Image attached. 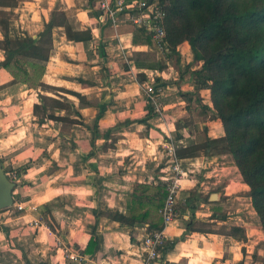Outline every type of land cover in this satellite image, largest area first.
<instances>
[{
    "label": "crops",
    "instance_id": "0c3cea01",
    "mask_svg": "<svg viewBox=\"0 0 264 264\" xmlns=\"http://www.w3.org/2000/svg\"><path fill=\"white\" fill-rule=\"evenodd\" d=\"M18 1L14 9L15 23L33 36L43 31L56 7L74 17L80 28L92 29L93 39L87 44L68 40L63 31L56 30L55 46L42 79L48 85L80 92L93 104L81 106L77 96L59 91L74 101L82 118L71 117L83 124L75 123L67 129L69 144L65 147L55 146L52 140L48 142L46 149L51 157H55L49 158L50 162L54 161L52 168L42 173V169L37 170L34 174L37 176H33L32 168H28L20 175L21 180L13 190V205L17 207L21 202L25 207L7 217L3 223L9 230L1 229L0 236L11 241V236L18 234L22 244L16 246L11 242L14 250L22 253L24 264H140L144 252L142 237L151 224L161 221L159 208L149 205L147 222L134 228L106 215H100L96 220L94 210L109 207L128 213L133 198L143 194L144 188L136 184L148 185L146 194H151L159 182L166 183L163 176L169 167V145L188 146L203 142L207 137L224 135L220 120L205 119L201 115L197 99L211 106L212 102L209 89L195 91L191 73L187 71V66L193 62L190 44L183 42L178 53L168 56L167 49L161 51L153 42H134L138 28L129 21L118 25L103 22L97 9L98 0ZM2 40L0 31V61L5 57ZM102 43L105 44L103 57L99 54ZM135 52L154 53L156 58L163 55L164 69L153 65L147 56L135 59ZM197 67L199 65L194 64L191 69ZM144 75L146 79H142ZM157 77L166 81L164 113L153 115L148 123L139 122L137 120L147 113V81ZM80 78L91 83H82ZM12 79L9 71L0 68V86ZM14 85H20L18 91L12 93L18 102L12 106L6 104L3 109H20L26 101H30L32 109L33 104L40 101L41 88H29L21 83ZM193 91L192 96L184 95ZM103 105L106 110L99 117ZM32 117L35 119V115ZM23 119L19 114L12 123L21 126ZM47 122L37 121V124L44 126ZM22 126L7 139L15 137V142H21L26 138L29 134L21 135L25 125ZM3 140L0 137V142ZM186 161V173L181 179L178 195L179 214L164 227L167 241L175 238L179 241L151 264H238L241 261L257 264L252 257L255 253L264 254V230L252 205L250 187L243 181L231 154L210 158L201 155ZM208 163L213 167H208ZM33 188L36 189L34 195L21 194L16 199L15 192L19 189ZM64 199L67 203L63 206ZM188 200L195 208L187 207ZM43 205L50 208L47 216L41 212ZM9 211L4 210L2 214ZM58 213L63 215L60 227L65 229L64 232L58 230V234H68L66 244L45 221L46 217L52 223L53 218L60 220ZM190 219L194 223L202 220L215 224L213 230H188ZM232 220L236 222H231L229 231L216 230V225ZM9 221L13 223L9 224ZM96 222L100 236L98 251L94 256L82 254L80 249L87 245ZM31 229L35 230L32 237L52 235L56 254L51 259L34 262L26 254L23 243L31 240L27 238L28 235L31 238Z\"/></svg>",
    "mask_w": 264,
    "mask_h": 264
},
{
    "label": "trees",
    "instance_id": "16d2710c",
    "mask_svg": "<svg viewBox=\"0 0 264 264\" xmlns=\"http://www.w3.org/2000/svg\"><path fill=\"white\" fill-rule=\"evenodd\" d=\"M160 3L166 11L168 56L178 53V47L183 42L190 44L193 62L187 66V70L191 73L195 91L209 89L212 102L211 106L197 99L201 105V115L205 119L220 120L224 127V135L220 137H207L203 142L188 146L178 145L176 156L180 165L185 169L186 160L201 155L210 158L231 154L243 181L250 187L252 205L264 230V0H160ZM18 4V0H0V31L3 35L1 42L5 52L0 68L6 69L12 75L11 84L21 83L34 89L49 86L58 91L59 97L39 93L40 101L34 103L32 108L39 123L56 120L83 124L71 117L75 115L82 118L74 101L59 91L77 96L81 106L93 103L80 92L45 84L42 78L55 46L56 30L63 31L68 40L87 44L93 39L92 29L80 28L74 17L56 7L49 21L45 22L43 31L33 36L17 26L12 18ZM142 40L152 43L151 35L138 28L134 42ZM104 47L103 43L99 46L102 57L105 54ZM134 55L135 59L149 56L145 52H135ZM194 64L199 67L191 69ZM164 67V64L159 65L160 70ZM146 78L144 75L142 79ZM79 80L82 83H91L82 78ZM156 81L164 85L166 82L160 77ZM195 91L184 95L192 96ZM146 109V115L137 121L148 123L156 115L148 98ZM105 110L106 107L101 106L99 117ZM26 170L27 166L24 165L18 174L21 175ZM136 186L144 188L143 194L133 198L128 213L109 207H98L94 210L96 220L100 215H106L129 228L146 223L150 215L149 205L160 209L164 204L167 196L166 183L159 182L157 189L151 194H146L150 188L148 185ZM190 204L188 200L187 207L195 208V204ZM5 209H0V214ZM193 223L192 219L188 221V230L195 229L191 227ZM164 227L161 218L159 223L151 224L149 229ZM1 229L8 231L9 227L1 226ZM178 241L179 238L165 240L159 247L162 256L174 248ZM99 243L96 222L87 245L80 251L82 254L94 256Z\"/></svg>",
    "mask_w": 264,
    "mask_h": 264
},
{
    "label": "rangeland",
    "instance_id": "374dc122",
    "mask_svg": "<svg viewBox=\"0 0 264 264\" xmlns=\"http://www.w3.org/2000/svg\"><path fill=\"white\" fill-rule=\"evenodd\" d=\"M12 18L16 19V13L12 14ZM159 57L156 58V55L154 53L150 54L148 56V60H151L150 62L155 66H159L160 64H164L165 59L163 55H158ZM174 59H176L175 55L173 56ZM152 59H156L153 61ZM157 61V62H156ZM184 68V66H183ZM188 71V70H187ZM49 80V79H48ZM11 82V81H10ZM1 85L0 86V137L4 138L3 142H0V160L2 163V166L4 169H6L7 172H10L11 174L15 172L17 175L19 172V169L22 166H27L28 168H32V171L30 172L33 174V176H37L34 174L37 170L42 169V172H47L51 166L54 165V161L50 162L49 158H55L51 157L49 151L46 149L48 142L52 140L53 142L55 141V146H62L65 147L68 145V138L66 137L67 134V129L71 127V123L69 121H48V125H40L37 124L38 117L35 116V119L32 117V109L30 108V101H26L22 104V107L20 109L15 108L10 109V111H7L6 109H3L2 107L6 104H10L11 106L15 104L16 102V96L13 97L12 93L14 91H18L20 85H14L11 83ZM43 82L45 83L44 79ZM46 84V83H45ZM28 87H25V89ZM65 88V87H63ZM42 92L44 94L54 96V97H59L57 91L49 86H43L41 88ZM207 96V95H206ZM22 102V101H21ZM18 104V103H17ZM18 110L20 111L18 113ZM16 111V112H15ZM2 114L4 115L3 118L9 115H12V119H6V121L1 117ZM19 114H22L24 119L23 122L21 123V126L18 125L19 123H12L16 122V118L19 116ZM60 114H65V113H60ZM34 115V114H33ZM2 118V119H1ZM33 122L35 124H33ZM22 125H25L23 129V133L21 135L29 134L26 138H24L21 142L17 140L15 137H11L10 139H7V137L12 136L13 132L18 129V127H23ZM27 132V133H26ZM55 149V148H54ZM54 149H52V153L54 152ZM44 157V158H43ZM27 171V170H26ZM25 171V172H26ZM29 172V171H28ZM24 173V172H23ZM22 175V174H21ZM18 178L21 180V176L19 175ZM33 180H35L34 177H32ZM36 189H27L26 191H20V189L15 192L16 199H18L21 194H24L22 196H26L25 194L30 193L31 195L35 194ZM24 198V197H23ZM179 202V200H178ZM58 203V202H54ZM62 203V202H60ZM66 199H64V202L62 205H66ZM179 204H181L179 202ZM184 205V204H183ZM41 212L42 214H45L46 216L48 215L50 208L45 205L41 206ZM10 210L8 213L0 214V227L1 226H6L7 224H4L10 215H14L16 212H18L19 208L16 207L15 205H12L5 210ZM77 210V209H76ZM59 216V219L53 218V223L50 221L48 217H46V220L50 227L52 228L53 232L58 234L59 231H63L65 229H62L60 227L61 221H63V215L61 213L57 214ZM4 222V223H3ZM231 222H236V220L229 221L227 223H224L223 225H216L218 227L219 231H224L227 232L229 231L228 228L231 227ZM13 222L9 221V224H12ZM213 224L208 221H196L191 225L193 228H198L202 230H213ZM58 228V229H57ZM31 238L29 237L30 235L27 236L28 239H31L28 243H23L25 245V252L28 256H30L31 260L34 262H41L42 260L45 259H51L52 255L54 256L56 254V245L55 241L52 239V235L48 234L46 238L41 237L40 235H34L32 237V234H34L35 230L31 229ZM38 232V231H37ZM36 232V233H37ZM58 235L61 236V238L64 240V243L66 244V238L67 233L65 232L64 234L59 233ZM13 240H11L16 246L18 244H22V241L18 239V234L17 235H12L11 236ZM11 241H7L3 236H0V264H24V260L22 259V253L19 254L18 251L14 250V245L12 244ZM4 242V243H3ZM73 249H75L74 245ZM262 246V245H261ZM4 248V249H2ZM4 250V251H3ZM3 252V253H2ZM256 254V255H255ZM252 257L254 261H257V264H262L263 261V255H259L255 253ZM57 257V256H56Z\"/></svg>",
    "mask_w": 264,
    "mask_h": 264
},
{
    "label": "built area",
    "instance_id": "2783aa9c",
    "mask_svg": "<svg viewBox=\"0 0 264 264\" xmlns=\"http://www.w3.org/2000/svg\"><path fill=\"white\" fill-rule=\"evenodd\" d=\"M97 9L100 11V19L103 22H111L118 25L120 22L129 21L135 27L142 28L151 35L153 44L161 51L167 49L165 17L166 11L160 0H98ZM166 86L157 82L156 78L147 81L145 91L148 100L154 108V112L163 115L165 110L164 92ZM177 146L171 144L169 149V167L165 171L163 180L166 182L167 196L164 204L159 209V214L164 226L168 225L179 214L178 195L181 188V179L186 170L180 165L176 156ZM208 163V167H211ZM213 167V166H212ZM16 183L18 175L6 172ZM17 207L24 209L20 202ZM166 240L164 229H147L142 237L143 260L140 264H151L162 257L159 247Z\"/></svg>",
    "mask_w": 264,
    "mask_h": 264
},
{
    "label": "water",
    "instance_id": "95a60500",
    "mask_svg": "<svg viewBox=\"0 0 264 264\" xmlns=\"http://www.w3.org/2000/svg\"><path fill=\"white\" fill-rule=\"evenodd\" d=\"M15 187L16 182L7 175L0 162V209L8 208L14 204L13 190Z\"/></svg>",
    "mask_w": 264,
    "mask_h": 264
}]
</instances>
